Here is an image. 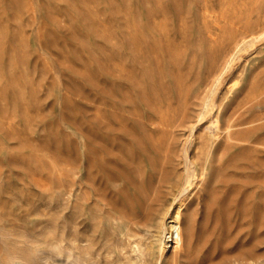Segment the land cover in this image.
Returning <instances> with one entry per match:
<instances>
[{"label":"rangeland","instance_id":"obj_1","mask_svg":"<svg viewBox=\"0 0 264 264\" xmlns=\"http://www.w3.org/2000/svg\"><path fill=\"white\" fill-rule=\"evenodd\" d=\"M213 106L264 141V0H0V264H235L264 142L226 149ZM138 189L166 196L150 231L119 215Z\"/></svg>","mask_w":264,"mask_h":264},{"label":"bare ground","instance_id":"obj_2","mask_svg":"<svg viewBox=\"0 0 264 264\" xmlns=\"http://www.w3.org/2000/svg\"><path fill=\"white\" fill-rule=\"evenodd\" d=\"M215 106V105H214ZM214 106L207 110V114L204 116H211L217 125L216 130L217 133L224 132L225 134V145L224 147L228 150L239 146L240 143L244 142H252V143H263L264 141L259 138H254L253 133L254 129L256 130L255 125L250 128L237 130L236 128L242 124H250L256 121V119H245L242 114L237 115V109L232 112L231 114H227L226 118L221 121L219 116H213ZM213 114V115H212ZM255 127V128H254ZM254 128V129H253ZM258 128V126H257ZM222 143V142H221ZM221 143L212 142V143H204L203 148L208 151L206 153V163L212 160V155L214 152L220 148ZM235 155V154H234ZM236 158L233 156V159L241 160L243 156L235 155ZM232 158V155H231ZM248 160V159H247ZM257 163L258 157L252 158L249 162ZM247 162L245 166H249L250 163ZM153 168L152 170H154ZM197 167L194 168L189 167L188 175H187V185L184 191H187L193 185V179L197 175ZM264 174V173H262ZM264 176V175H263ZM179 185L182 184V181L179 180ZM145 186V185H144ZM143 188L145 189V187ZM258 188L261 190L257 195L258 197L255 200L247 204L244 208H240L238 206H234V211L232 213V217L234 218L233 228L235 231V236L233 240V249H232V263L235 264H264V207H263V200L264 197V180L258 185ZM176 189H179L177 186ZM142 191L143 189L135 190L129 196L126 197V200L122 207L120 208V217H127L130 216L129 220L125 222L123 225L124 227H133L134 225L138 227H142L141 231H150L152 228L157 226V220L159 218H163L167 211L166 206V196L161 192H156L153 196H150L147 200L143 197ZM200 196V195H199ZM218 211V217H213V208L209 207L208 210V217L206 218L207 223H214V232L215 230H219L221 227V219L220 214L222 210L220 209V205L216 203L214 205ZM75 209H78V205L75 206ZM212 209V210H211ZM76 223V221H75ZM76 226V224L74 225ZM172 228V236L176 233L175 238L178 243L182 242V234H181V221L179 213L175 217L174 220L171 221ZM138 229H136L137 231ZM140 231V230H139ZM79 237L75 234L74 241L77 242ZM173 240V239H172ZM106 245V252H116V249L112 247L110 244ZM75 251L79 252L80 247L75 245ZM88 247H86V251ZM154 254V249L152 245H149V255ZM177 256V255H176ZM106 264H120L117 259H108ZM173 264H183L179 263L178 261H174ZM187 264V263H184Z\"/></svg>","mask_w":264,"mask_h":264}]
</instances>
